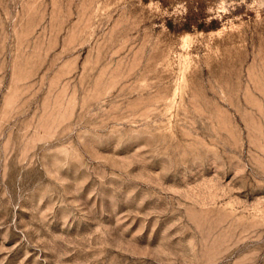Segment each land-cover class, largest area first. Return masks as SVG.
<instances>
[{"label":"rangeland","instance_id":"374dc122","mask_svg":"<svg viewBox=\"0 0 264 264\" xmlns=\"http://www.w3.org/2000/svg\"><path fill=\"white\" fill-rule=\"evenodd\" d=\"M0 264H264V0H0Z\"/></svg>","mask_w":264,"mask_h":264}]
</instances>
